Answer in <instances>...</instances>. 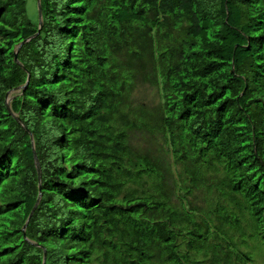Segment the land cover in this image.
<instances>
[{
    "label": "trees",
    "instance_id": "1",
    "mask_svg": "<svg viewBox=\"0 0 264 264\" xmlns=\"http://www.w3.org/2000/svg\"><path fill=\"white\" fill-rule=\"evenodd\" d=\"M30 1L0 0V264H264V0H41L21 45Z\"/></svg>",
    "mask_w": 264,
    "mask_h": 264
},
{
    "label": "water",
    "instance_id": "2",
    "mask_svg": "<svg viewBox=\"0 0 264 264\" xmlns=\"http://www.w3.org/2000/svg\"><path fill=\"white\" fill-rule=\"evenodd\" d=\"M37 4H38V11H39V30H38V32H37L34 36H32V37H30L28 40H25L24 42H22L21 45H23L24 43H27V42H29L30 40H32L33 38L37 37V36L40 34L41 30H42V27H43V14H42L41 0H37ZM18 50H19V48H18ZM15 61H16L17 63H19V62H18V57H17V55H15ZM20 65H21V64H20ZM29 77H30V76H29ZM29 77H28V80H27V82H26V85L29 83ZM34 158H35V163H36V167H37V171H38L39 190H40V192H39L38 200H37V202H36V204H35L33 210H32L31 213H30V216H29V218H28V222L30 221V219H31V217L33 216L35 210L37 209V207H38V205H39V202H40V199H41V176H42V175H41V167H40V164H39V161H38V158H37L35 152H34ZM26 228H27V224H26L25 227H24V233H25ZM45 262H46V251L44 250V262H43V263L45 264Z\"/></svg>",
    "mask_w": 264,
    "mask_h": 264
},
{
    "label": "rangeland",
    "instance_id": "3",
    "mask_svg": "<svg viewBox=\"0 0 264 264\" xmlns=\"http://www.w3.org/2000/svg\"><path fill=\"white\" fill-rule=\"evenodd\" d=\"M30 14L31 16H34L33 14L36 13V9H35V2L34 0L30 1ZM138 96L146 99L147 101H158L159 97L157 92L155 91V89L153 88H141L139 90V92L137 93ZM252 247L255 251V253L259 256L261 254V256L263 257L264 254V246H258L255 243L252 244ZM201 257H199L198 259H200ZM259 259V258H258ZM261 262V261H260Z\"/></svg>",
    "mask_w": 264,
    "mask_h": 264
}]
</instances>
